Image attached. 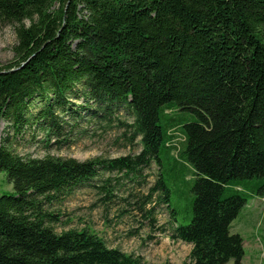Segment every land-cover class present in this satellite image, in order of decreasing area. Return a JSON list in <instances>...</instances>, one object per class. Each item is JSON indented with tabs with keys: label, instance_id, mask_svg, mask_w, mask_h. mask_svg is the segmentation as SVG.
I'll return each instance as SVG.
<instances>
[{
	"label": "trees",
	"instance_id": "16d2710c",
	"mask_svg": "<svg viewBox=\"0 0 264 264\" xmlns=\"http://www.w3.org/2000/svg\"><path fill=\"white\" fill-rule=\"evenodd\" d=\"M0 21L16 35L0 63V171L14 189L0 195V264H145L88 228L55 231L60 214L49 208L102 172L153 163L171 238L191 244L184 264H239L231 223L249 195L264 194V0H0ZM120 111L140 145L133 157L78 161L16 147L38 130L45 147L61 143L79 121L111 123ZM165 158L193 176L185 224Z\"/></svg>",
	"mask_w": 264,
	"mask_h": 264
},
{
	"label": "rangeland",
	"instance_id": "374dc122",
	"mask_svg": "<svg viewBox=\"0 0 264 264\" xmlns=\"http://www.w3.org/2000/svg\"><path fill=\"white\" fill-rule=\"evenodd\" d=\"M15 43L13 25L0 21V63L12 58ZM70 100L72 104H83L84 101L81 97ZM113 116L111 123L94 122L96 119L90 122L87 118L79 121L71 132H68L70 128L66 129L63 142L57 143L55 138L48 147H45L41 131L28 132L17 140L16 147L21 154L38 157L51 154L78 161L135 156L140 152L138 139H129L130 132L117 119L127 121L128 116L122 111ZM176 139L180 142L183 138L178 136ZM158 173L159 167L154 163L130 173L102 172L92 186L76 188L48 207L54 214H60L59 221L53 225L54 230L88 228L101 236L108 246L138 255L145 264L188 262L191 246L171 238L173 219L170 210L161 201V192L153 189ZM161 173L169 189L170 204L179 208L178 220L185 224L191 216L193 176L190 167L183 160L165 158ZM107 179L112 189L109 196L100 187ZM13 191L6 173L0 171V195ZM258 197L260 195H249L246 205L231 223V231L242 238L244 254L239 264H264V198ZM226 264L234 262L231 260Z\"/></svg>",
	"mask_w": 264,
	"mask_h": 264
},
{
	"label": "crops",
	"instance_id": "0c3cea01",
	"mask_svg": "<svg viewBox=\"0 0 264 264\" xmlns=\"http://www.w3.org/2000/svg\"><path fill=\"white\" fill-rule=\"evenodd\" d=\"M261 198H262V196H260ZM260 197H258L259 199H261ZM190 246H191V244H190ZM229 263V262H228Z\"/></svg>",
	"mask_w": 264,
	"mask_h": 264
}]
</instances>
